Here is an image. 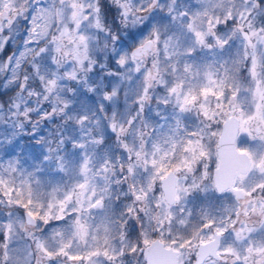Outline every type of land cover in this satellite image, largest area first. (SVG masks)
I'll return each mask as SVG.
<instances>
[{
	"label": "snow or ice",
	"instance_id": "6c2138e0",
	"mask_svg": "<svg viewBox=\"0 0 264 264\" xmlns=\"http://www.w3.org/2000/svg\"><path fill=\"white\" fill-rule=\"evenodd\" d=\"M0 264H264V0H0Z\"/></svg>",
	"mask_w": 264,
	"mask_h": 264
},
{
	"label": "flooded vegetation",
	"instance_id": "af4514ba",
	"mask_svg": "<svg viewBox=\"0 0 264 264\" xmlns=\"http://www.w3.org/2000/svg\"><path fill=\"white\" fill-rule=\"evenodd\" d=\"M11 52V48H9V49H7L6 51H5V53H3V55H7V54H9Z\"/></svg>",
	"mask_w": 264,
	"mask_h": 264
}]
</instances>
